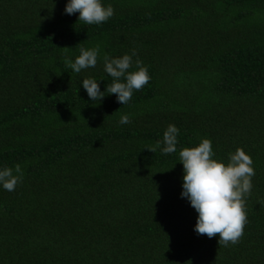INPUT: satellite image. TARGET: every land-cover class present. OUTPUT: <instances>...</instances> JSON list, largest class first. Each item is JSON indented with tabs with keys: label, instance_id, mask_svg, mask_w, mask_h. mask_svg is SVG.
Masks as SVG:
<instances>
[{
	"label": "trees",
	"instance_id": "16d2710c",
	"mask_svg": "<svg viewBox=\"0 0 264 264\" xmlns=\"http://www.w3.org/2000/svg\"><path fill=\"white\" fill-rule=\"evenodd\" d=\"M67 3L0 0V169L24 172L0 186V264H264V0H102L115 14L100 25ZM81 43L100 53L77 74L64 61ZM133 49L150 82L126 105L91 101L83 79L106 91L104 55ZM170 124L177 152L144 150ZM204 138L218 161H254L234 246L197 235L181 197L179 151Z\"/></svg>",
	"mask_w": 264,
	"mask_h": 264
},
{
	"label": "clouds",
	"instance_id": "9594fccd",
	"mask_svg": "<svg viewBox=\"0 0 264 264\" xmlns=\"http://www.w3.org/2000/svg\"><path fill=\"white\" fill-rule=\"evenodd\" d=\"M79 13L78 22L87 25H100L106 23L115 14L111 4L104 6L102 0H68L65 14ZM81 43L76 48L79 55L73 61L65 58V64L74 73L94 68L98 63L100 48H85ZM67 53L71 48H62ZM137 51L132 50L131 55L112 58L105 54L103 57L104 71L112 78V83L102 92L100 84L92 78H85L82 86L91 101L100 102L105 92L115 95L117 102L128 104L135 91L142 90L151 80L148 68L143 61L136 59L135 71L133 57ZM120 124L131 123L130 116L123 114ZM179 129L170 124L163 133V140L154 145H147L144 150L155 153L158 149L163 154L177 152V137ZM163 145V146H162ZM212 142L204 138L198 146L183 148L179 151V161L183 165V191L182 198L187 199L192 208L198 213L194 228L197 235H206L209 239L219 237L220 247L234 246L240 242L244 235L247 223L246 202L250 196L255 176L254 161L246 154L243 148H237L229 153L228 163L214 159ZM24 172L20 164L15 168L0 169V186L12 192L23 182ZM187 264H192L189 260Z\"/></svg>",
	"mask_w": 264,
	"mask_h": 264
}]
</instances>
